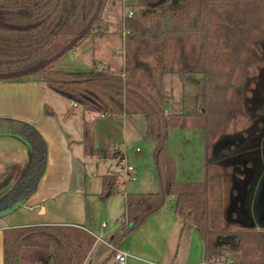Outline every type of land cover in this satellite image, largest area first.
Here are the masks:
<instances>
[{
  "label": "crops",
  "instance_id": "obj_1",
  "mask_svg": "<svg viewBox=\"0 0 264 264\" xmlns=\"http://www.w3.org/2000/svg\"><path fill=\"white\" fill-rule=\"evenodd\" d=\"M117 1L114 3L118 4ZM107 14L105 25H112L116 22L114 11L111 10ZM215 16L214 12L210 16L206 35L199 33L200 23L194 13L187 19H182V17L172 19L167 15L157 16L156 14L139 17L147 26L157 22L160 17V29L173 31L159 46L167 56L170 52V58L175 60L177 66L176 70L168 67L169 72L164 76L165 112L168 116L188 114L184 109L186 101L184 85L189 83L200 86L202 82H206L211 73L214 76L217 66L221 65L220 58L218 59L216 56L218 43L214 32L217 21ZM239 17L241 16H232L230 13L225 17L231 27L225 25V31L220 34L221 36L225 35V45L228 48L230 43L228 36L229 34L232 36L235 22L240 19ZM230 19L233 20L229 21ZM222 25L224 26V24ZM109 28L112 29V26ZM127 30L129 38H131L134 32L131 29ZM110 32V30H106L105 35L101 38L91 39L103 42L108 37L111 39L116 37H110ZM125 36L123 31L121 39L116 37V41H119L121 46L116 44L113 51L108 46L104 47L102 59L93 60V67L95 62L99 70L109 68L115 73H122L129 49L140 47L136 43L128 44ZM122 47H124V52ZM156 48L155 42L150 41L144 51L149 52ZM125 51H127L126 54ZM141 58L145 62L153 64L155 55H142ZM231 61L234 67L244 65L243 60L238 62L232 57ZM183 65L191 68L190 73L184 79L180 76V68ZM177 84H182L183 88L181 89ZM179 97L180 104L176 101ZM107 116L101 113L85 112L75 103L48 90L43 83L36 80L0 82V121L20 122L29 125L42 140L33 145L27 140L29 142L27 145L30 144L29 149L22 141L15 138V136L18 137L17 135L0 136V180L8 178L10 168L15 166L27 168L31 156H33L35 165L37 150L34 146L37 147L36 145L41 143L45 147L43 171L34 185L33 192L28 196L23 195L20 198L11 199L10 205L0 209V264H4V231L9 228L29 226L74 227L94 236L96 243L84 264H106L105 259L109 258V253L115 257L116 251L128 255L125 264L207 263L204 244L198 231L192 225L181 223L176 217V197L172 201L169 200L174 196L168 197L164 207L151 215L134 232L119 239L123 228L129 224L128 201H134L135 196L141 194L157 193L159 183L157 175L155 174L153 177L151 173L147 181L141 180V175L144 172L141 164L143 159L139 155L134 161L131 154V143L145 140L146 122L143 115H124L122 118L111 116L112 120L105 122ZM138 121L141 122L140 126H138ZM86 132L91 147L89 151L95 153L111 151L113 154H117L111 157H102L95 153L87 155L84 143ZM24 138L21 137L22 140ZM134 152L141 153L139 146ZM169 154L171 155L170 152ZM109 163L116 170L105 174V169L110 170ZM125 164L133 165L136 168L137 180L130 188L127 186L122 194L116 193L110 198H105L101 195L105 176L117 175L121 186H126L127 182H124L123 171ZM22 169L15 171L17 178L25 172ZM36 170L31 167L27 175L22 176V181L28 180ZM178 173L175 165V177L178 182H202L206 176L204 161L202 166H192L189 172V176L194 177L196 181H180ZM22 181L18 183L19 185H15V189L20 186ZM11 188L12 184L6 185V191L4 190L0 194L6 193L8 189L12 193L14 190ZM98 199L104 201L99 204L103 215L117 220L116 228L110 237L106 235L105 231L109 226L105 223L98 224L94 213L90 211L91 201ZM55 252L50 249L49 254L45 255L38 263L58 264L57 257L59 254L61 255L59 257H62L63 254L60 251H58L59 253ZM223 256L225 255L223 254Z\"/></svg>",
  "mask_w": 264,
  "mask_h": 264
},
{
  "label": "trees",
  "instance_id": "obj_2",
  "mask_svg": "<svg viewBox=\"0 0 264 264\" xmlns=\"http://www.w3.org/2000/svg\"><path fill=\"white\" fill-rule=\"evenodd\" d=\"M108 1L0 0V82L36 80L43 83L48 90L75 103L85 112L118 118L142 114L146 122L144 138L155 144L153 156L159 191L154 194H141L135 196L134 201H128L129 224L123 228L119 239L134 232L151 215L164 207L168 197L174 196L176 217L181 223L192 225L198 231L205 248L206 264H226L222 261L223 252L217 243L221 236V232L217 231L218 216L210 204L213 195L211 179L206 174L202 182L176 180L175 164L168 152V132L178 129H202L206 135L207 156L213 126L224 127L230 118L241 113L238 104L239 100L241 101L240 97L238 100L240 87L235 80H228L226 85L223 84L225 86L216 84L222 97L229 90L233 93L221 106L217 104L216 111H211L215 112L218 119L215 124L212 122V113L208 110V78L204 82L206 104L201 111L166 115L164 76L169 72V68L166 52L159 46L173 31L160 29V17L150 26L145 25L141 18L126 19V28L134 32L130 43H136L140 47L129 49L122 73H115L109 68L99 70L95 62L90 71L56 70V65L67 53L76 51L82 43L91 38L103 36L102 17ZM241 2L242 0H137L142 9V17L156 14L167 15L172 19H187L194 13L200 23L199 33L204 35L208 33L210 16L216 7H237ZM255 23L258 21L249 24L251 32L257 27ZM242 26L240 34L247 38L249 29L246 31L244 28L242 31ZM231 37L229 34L231 55L236 54L238 59H243L252 50L253 40L251 37L247 38V47L236 46V42L231 43ZM150 41H154L157 48L146 52L144 48ZM152 54L155 55L153 64L141 58L142 55ZM190 70V67L183 65L180 68V76L186 78ZM138 74L142 80L138 78ZM26 127L31 145L42 141L31 126ZM84 143L86 154H94L95 152L89 151L91 147L87 132ZM95 154L111 157L117 153L103 151ZM35 168L33 164L32 169ZM42 171L43 168L39 171L40 175ZM205 171H208L206 163ZM120 186L117 175L105 176L101 195L110 198L119 193ZM10 197L9 192L0 198V209L10 205ZM38 236L46 239L47 247H53L54 252L60 251L63 254L62 257H59L60 254L57 257L58 264H84L96 243L94 236L74 227L9 228L4 231V264H37L38 258L30 256L26 247L32 238ZM262 236L264 238V235Z\"/></svg>",
  "mask_w": 264,
  "mask_h": 264
},
{
  "label": "rangeland",
  "instance_id": "obj_3",
  "mask_svg": "<svg viewBox=\"0 0 264 264\" xmlns=\"http://www.w3.org/2000/svg\"><path fill=\"white\" fill-rule=\"evenodd\" d=\"M115 1L109 0L106 5L102 17L101 31L105 35L106 30H110V37L116 36L117 38L120 37V39L124 31L129 44V32L125 26L126 18H139L142 9L139 7L137 0H118V4L114 3ZM111 10L114 11L116 16L115 21L119 22L118 24L114 22L112 25H105L107 13H110ZM214 13H216L215 18L217 17L214 28L218 43L216 56L218 59L220 58L221 65L217 66L214 76L211 73V76L208 77V110L210 112L213 109V111H216L217 104L219 103V106H221L225 99H228L233 93L229 90L222 97L219 95L216 84L226 85L228 80H235L240 87L238 100L240 97L241 101L239 100L238 104L241 113L230 118L224 127L216 128L215 125L213 126V133L209 138L210 148L207 156L205 149L206 135L200 128L170 131L169 152L172 155V159L175 160L173 161L179 172L178 179L180 181H196L194 177L189 176L192 166H202L204 161V166L206 163L208 167V171H205V173L211 179L213 188L210 204L216 210L218 216L217 231L221 232L217 243L225 255L222 261L226 264L227 262H230V264H264V238L262 236L264 235V0H242L240 6L216 7ZM229 13L232 16H241L235 22V30L231 31V43L236 42V46L244 45L247 47L248 39L251 37L253 40L252 50L243 59H238L236 54L231 55V49L225 45V35L222 34L221 36L220 34L225 31V25H228L229 28L231 27V24L225 19V17L229 16ZM231 20L233 19L229 21ZM254 21H258V23H255L257 27L251 32L249 24ZM239 24L241 25L239 26ZM110 26H112V29L109 28ZM241 26L242 31L244 28L246 31L249 29L246 36L248 39L240 34ZM116 37L112 39L108 37L103 42L93 39L85 41L76 51L67 53L56 65L55 69L65 72L92 70L93 60L99 61L102 59L104 47L108 46L113 51L116 44L120 45V42L116 41ZM258 45H260V49L257 48ZM122 51L124 52V47H122ZM126 53L127 51H125ZM232 57L237 59L238 62L243 60L244 65L241 66L245 68L242 69V67H239L240 65L234 67L231 61ZM167 62H169V68L176 70L177 66L175 65V60L170 58V52L167 56ZM137 76L142 80L140 74ZM177 86L181 89L183 88L182 84H177ZM169 87L168 84V91ZM205 87L206 84L204 82L200 86L189 83L184 85V91L186 92L184 109L188 114L199 112L205 107V97L207 96ZM175 88L177 89L176 86ZM184 91L183 93L185 94ZM243 95H245L244 101ZM176 101L180 104V97ZM212 103L214 104L213 106ZM223 107H225L224 104ZM211 113L212 122L215 124L218 119L216 114H214L215 112ZM111 120L112 117L108 115L104 121L110 122ZM190 121L192 120L190 119ZM137 123L140 126L141 122L138 121ZM8 135L7 133H0V136ZM17 136L15 138L22 141L30 149V144L27 145L29 142L25 138L22 140L21 136ZM253 145H255V148L251 149L250 147ZM138 146L141 150L140 154L134 152ZM154 147L155 144L147 140L131 143L130 149L133 160L136 161L139 155L143 159L141 164L144 172L141 175V180L147 181L150 173L153 174V177L156 174L153 156ZM32 165L33 156H31L27 168L24 166L10 168L8 178L0 180V192L6 191L5 186L10 184H12L11 189L14 190L15 185H19L18 183L22 181V176L27 175ZM21 167L25 172L17 178L15 176L17 172L15 173V171L22 169ZM108 168L110 170L105 169V174L116 170L111 163H109ZM251 178L252 183L250 184ZM134 183V181H128L126 186H120V189L126 190L127 186L130 188ZM247 185L251 186L248 191L246 189ZM9 192L8 189L6 193L0 194V198ZM10 199L12 198L10 197ZM173 199L175 197L169 200L172 201ZM98 200L91 201L90 211L94 213L98 224L105 223V225L109 226L105 231L106 235L110 237L116 228L117 220L103 215L99 204L104 201ZM47 243L46 239L38 236L32 238L26 248L30 256L38 258L39 262L50 249L53 250V247H47ZM108 256L109 258L105 259L106 264H118L113 254L109 253ZM38 262L37 264H39Z\"/></svg>",
  "mask_w": 264,
  "mask_h": 264
},
{
  "label": "water",
  "instance_id": "obj_4",
  "mask_svg": "<svg viewBox=\"0 0 264 264\" xmlns=\"http://www.w3.org/2000/svg\"><path fill=\"white\" fill-rule=\"evenodd\" d=\"M0 133L19 135L21 137H25L26 140H28L30 136L26 125L20 122L0 121ZM36 146L37 147L34 146V148L37 150V155L35 156L34 163L37 170L28 180L22 181L20 186L14 189V191L11 193L12 199L20 198L23 195L26 196L29 192L34 190V185L36 184L40 175L39 171L43 166V160L45 157V147L41 143H38Z\"/></svg>",
  "mask_w": 264,
  "mask_h": 264
},
{
  "label": "built area",
  "instance_id": "obj_5",
  "mask_svg": "<svg viewBox=\"0 0 264 264\" xmlns=\"http://www.w3.org/2000/svg\"><path fill=\"white\" fill-rule=\"evenodd\" d=\"M76 105V104H75ZM124 182L136 181L137 173L136 168L133 165L125 164L124 166ZM124 190L120 189L119 193L122 194ZM105 227V225H103ZM128 255L123 252L116 251L115 258L118 260L119 264H125Z\"/></svg>",
  "mask_w": 264,
  "mask_h": 264
},
{
  "label": "flooded vegetation",
  "instance_id": "obj_6",
  "mask_svg": "<svg viewBox=\"0 0 264 264\" xmlns=\"http://www.w3.org/2000/svg\"><path fill=\"white\" fill-rule=\"evenodd\" d=\"M257 48L260 49V45H258ZM245 66H246V65H245ZM244 94H245V90H244ZM244 97H245V95H243V101H244ZM250 148H251V149L255 148V145H253V146L250 147ZM256 173H257V172H256ZM256 173H254V174L256 175ZM255 175H254V176H255ZM249 183H250V184L252 183V178H251V180H250ZM249 183H248V184H249ZM250 187H251V186H250ZM250 187H249V185L246 186L247 191L250 189ZM246 189H245V190H246ZM242 210H243V209H242ZM246 216H247V215H246ZM263 233H264V232H263Z\"/></svg>",
  "mask_w": 264,
  "mask_h": 264
}]
</instances>
